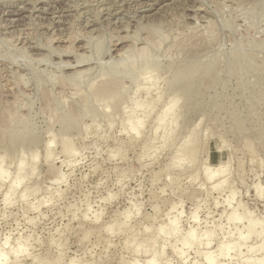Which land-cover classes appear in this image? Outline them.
I'll use <instances>...</instances> for the list:
<instances>
[{
    "label": "rangeland",
    "instance_id": "374dc122",
    "mask_svg": "<svg viewBox=\"0 0 264 264\" xmlns=\"http://www.w3.org/2000/svg\"><path fill=\"white\" fill-rule=\"evenodd\" d=\"M0 163L9 263L146 264L138 241L203 263L238 208L257 221L239 263L264 241V0H0ZM192 226L210 248L181 245Z\"/></svg>",
    "mask_w": 264,
    "mask_h": 264
},
{
    "label": "bare ground",
    "instance_id": "6f19581e",
    "mask_svg": "<svg viewBox=\"0 0 264 264\" xmlns=\"http://www.w3.org/2000/svg\"><path fill=\"white\" fill-rule=\"evenodd\" d=\"M13 12H14V10H13ZM88 31H89V29H88ZM91 31H92V29H91ZM89 33H90V31H89ZM121 37H125V36H121ZM121 39H123V38H121ZM99 89H101V88H99ZM101 92H102V89H101V91H99V93H101ZM103 92H105L104 88H103ZM142 105H143V102H138L136 104L137 107H140ZM174 106H175V102L173 100H170L164 106V108L161 110V112L157 115L156 123L157 124L162 123L167 117H169V115L171 114ZM147 116H148V113H144L141 117L137 118L135 121H133V120L127 121V123L123 127V132L130 133V134H133V135L137 136L140 133V129L144 125V122H145V119H146ZM165 134L169 135V131H167ZM186 143L187 144L189 143V139H188V141ZM63 148H64L63 151L66 152V153H71L72 152V149L69 146H67V145L64 146ZM188 148L189 147H187V149H186L188 151L187 161L191 162L193 157H194V154H193L192 149L191 148L188 149ZM180 151H181L180 148H178L177 151H176L177 154H179ZM22 166H23V161H20L18 170H20ZM217 166L218 165H216L214 167H206V168H204L205 179L209 180V181H212V187L213 188H220L222 186L223 182L225 181L224 180V171L218 172ZM0 177H1L2 180H4L7 177L5 175V173L3 172L2 163H0ZM216 178H219V180L215 181ZM17 188H18V186L15 187L13 190H16ZM231 195L232 194L228 195L226 197V199H225V202L227 204L230 203L229 200L231 198ZM238 209H234L230 213H226L225 214L226 219H228L229 221H231V222H233L235 224L234 231L230 232V234H229V236H231V237L228 236L229 238H232L233 240L232 241L229 240V242L227 241V243L226 242H218L216 248L215 249L212 248L213 250L209 247V245L211 243V236H212V231L211 230L206 229L199 236H197L196 229H195L194 226L190 227L187 230V232L181 238V245L183 247H189L195 242L197 245L203 244L205 246V248L207 246L210 248V250L207 248L206 250L204 249V252H202V256H203V259H204L203 263H195L194 262L193 264H227L226 262L223 263V260H225V258L229 257V255L231 254L232 251L235 252V255H236V253H238L235 250H238L240 253L242 252V251H240V248H241L240 245L244 244V242L247 241L251 237V235L256 233L257 221L256 220H251L247 224L240 223L241 220H242L244 212H243V210H240V209L238 210ZM127 210H128V208H125L123 210V214H126ZM192 220L194 222L197 221L196 213L192 215ZM169 225H170V228H171L170 232H173L175 230V228H176V225H177V217H173L172 219H170L169 220ZM85 236L86 235H84V237ZM6 244H7V242L5 241L2 246H5ZM239 246H240V248H239ZM133 247H135V249H137L138 251L139 250L140 251L143 250L144 252H148L149 253L151 258L146 262V264H159V262L155 258L157 251L154 249V241L147 242V244H144L143 241H138V242L134 243ZM197 251L200 252L199 250H197ZM263 251H264V241H262L260 244H257L255 246H253V245L250 246L249 245V247L246 248V252L244 251L245 253H247L246 256H244L241 259L239 258V260H241V261L239 263H237V264H264V255L260 254V257H256V256H255L256 258L252 257V256H254L253 255L254 253H256V252L259 253V252H263ZM161 253L162 252H160L159 254H161ZM238 254H237V256H239ZM230 256L232 257V255H230ZM231 257H229V258H231ZM32 260L36 261L37 257L33 256ZM229 260L230 259H228V261ZM0 264H17V261L9 263L8 260H7L6 253L2 252V249L0 247ZM46 264H60V259L56 258L52 262L46 263ZM131 264H136V263L132 262Z\"/></svg>",
    "mask_w": 264,
    "mask_h": 264
}]
</instances>
